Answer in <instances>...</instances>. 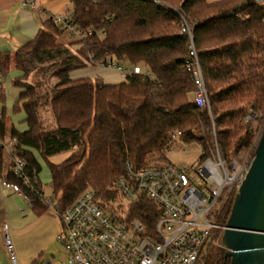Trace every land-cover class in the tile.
Segmentation results:
<instances>
[{
    "label": "trees",
    "instance_id": "obj_1",
    "mask_svg": "<svg viewBox=\"0 0 264 264\" xmlns=\"http://www.w3.org/2000/svg\"><path fill=\"white\" fill-rule=\"evenodd\" d=\"M69 1L72 23L93 35L70 43L68 49L59 42L64 30L49 18L32 41L0 57L3 78L13 70L19 74L13 81L19 90L13 110L24 114L27 127L24 132L11 127L3 110L0 138L10 134L19 140L29 184L12 173L11 161L5 173L1 145L0 180L17 184L35 215L45 214L49 207L41 197L40 157L61 210L94 188L114 221L139 222L152 235L159 208L142 198L121 211L115 204L124 200L115 184L126 174V162L136 170L169 163L166 154L178 132L181 143L201 146L200 161L210 156L216 143L230 161L255 147L254 125H245L244 117L262 114L258 121L264 123V6L254 0H160L159 6L144 0ZM187 28L190 33L183 32ZM192 45L211 111L189 99L196 89L186 69ZM91 57L126 68L138 66L143 74L115 85L72 78L74 71L89 66ZM53 72L57 82L44 90ZM33 74L42 79L27 83ZM44 108L55 127L45 126ZM63 153L70 156L61 164L49 161ZM232 205L231 200L218 218L223 226ZM200 262L232 264L218 246Z\"/></svg>",
    "mask_w": 264,
    "mask_h": 264
},
{
    "label": "built area",
    "instance_id": "obj_2",
    "mask_svg": "<svg viewBox=\"0 0 264 264\" xmlns=\"http://www.w3.org/2000/svg\"><path fill=\"white\" fill-rule=\"evenodd\" d=\"M144 1L156 6L162 4L160 0ZM254 2L264 6V0ZM19 3L23 8L45 13L37 0H19ZM48 16L69 32L73 41L94 34L74 25L69 13H49ZM183 32L190 33V30L187 28ZM89 67L115 70L124 81L143 74L138 66L126 68L112 62H97L92 57ZM186 69L192 74L196 87L192 101L200 108L211 111L205 78L193 45ZM258 119V114L247 113L244 124L254 123ZM180 136L178 132L173 138L179 139ZM0 145L12 163V173L29 184L28 163L20 156L19 140L8 135L0 138ZM254 156L255 151L245 158L227 161L216 143L210 156L194 166H178L170 162L136 170L131 162H126V174L116 182L115 190L126 206L147 198L159 208L161 216L152 235H148L147 228L139 222L127 224L114 221L93 188L87 189L64 210L60 209L56 199L45 193L41 197L46 200L49 210L56 212L61 220L62 230L56 240L63 246L69 264H199L213 247L218 246L217 235L225 229L218 218L229 202L234 200L235 193L249 173ZM0 188L11 195H23L28 206L32 207L30 199L17 184L3 178ZM1 232L3 248L9 253L11 263L20 264L7 221L1 224ZM32 264L53 262L37 260Z\"/></svg>",
    "mask_w": 264,
    "mask_h": 264
},
{
    "label": "crops",
    "instance_id": "obj_3",
    "mask_svg": "<svg viewBox=\"0 0 264 264\" xmlns=\"http://www.w3.org/2000/svg\"><path fill=\"white\" fill-rule=\"evenodd\" d=\"M208 1L210 3H214L220 0ZM37 2L41 5L43 9H45V13L39 14L28 8H23L21 7L19 0H0V57L3 53H10L13 55L21 47L32 41L39 32V30L43 27V24L49 19V13H72L70 10L71 4L69 0H37ZM68 41H70V43L74 42L71 39V36L70 40ZM66 48L70 49V46ZM72 51L74 50L72 49ZM18 76L19 74L15 70H13L8 77H2L0 102L7 104L9 103L10 105V102H8L9 99L13 100L14 103L17 101L19 96V90L16 88H12V83L14 79ZM71 77L74 79L91 78L105 85H115L124 81L121 75L115 70L89 66L85 69L74 71L71 74ZM4 79L7 81L5 82ZM7 91L9 92L8 94H12L9 96L13 97V99L7 95ZM189 99L192 101V94L189 95ZM10 126L17 129L11 120ZM26 129L27 127L21 130V132H24ZM39 180L41 182L40 175ZM43 191L46 194L44 186ZM2 193L3 192L0 188V197L1 195H3ZM29 207L31 208L30 216H25V218L21 221V223L16 229H11L9 219L6 220L0 217V227L4 221H7L10 227L11 235L14 236L13 240H15L14 242L15 246L17 247V250L19 249L21 243L30 241L32 237L36 235L40 237L39 245L36 247L34 252L29 254L31 256H29V259L27 261H22V264H32L34 261L39 260L40 254L42 252H45L50 247L52 242L57 241V236L61 232V228L56 223L53 216L50 215V210L41 216H37L33 212L32 207ZM24 215H26L25 212ZM0 248L2 250L4 249L2 232L0 233Z\"/></svg>",
    "mask_w": 264,
    "mask_h": 264
},
{
    "label": "rangeland",
    "instance_id": "obj_4",
    "mask_svg": "<svg viewBox=\"0 0 264 264\" xmlns=\"http://www.w3.org/2000/svg\"><path fill=\"white\" fill-rule=\"evenodd\" d=\"M71 12H72V6H71ZM70 35L67 33V31L63 32V34L60 35L59 37V42L66 46H70ZM109 64L111 61H107ZM49 65H44L43 68H47ZM57 71V70H56ZM54 71V72H56ZM54 72L51 73L46 77V86L43 87L45 90L46 88L53 87L55 83L57 82L56 78L54 77ZM42 79L41 75H31V77L27 80V83L29 84H36ZM5 80V79H4ZM7 80H5L6 82ZM12 88L15 89L14 84L12 83ZM13 89V90H14ZM42 91L44 92V90ZM9 92L7 91V95H12L8 94ZM10 97V96H9ZM13 99V97H10ZM10 105L9 103H2L0 102V114H2L3 110L6 111V114L8 118L12 121L14 126L17 128L18 131L23 130L26 125L24 123V114L19 113L16 114L14 113L13 110V105L14 101L10 100ZM259 119L262 117V114H258ZM41 116L44 121V124L47 128H53L55 127V122L53 117L51 116V113L48 108H44L41 111ZM258 119V120H259ZM256 121L254 123H250L254 125V131L256 132V145L262 135L263 128H264V123H260V121ZM248 125V124H245ZM9 135V134H8ZM256 145L253 149H250L249 151L240 154L237 158H245L248 154L252 153L255 151ZM202 153V148L198 144H184L179 141V139L175 140V144L171 148V152L167 153V158L169 163H173L178 166H194L200 161V156ZM70 156V153H63L60 155H57L55 157H52L49 159V161L53 164L59 165L62 162H64L68 157ZM5 167H7V171L9 170L10 163H9V157L5 154ZM42 171L40 173V178L41 182L44 186V190L46 191V194L48 197L55 198L52 194L51 190V176L49 173L48 166L45 161H43L40 157H38ZM227 161H230L227 159ZM6 173V172H5ZM94 189V188H93ZM3 192V191H2ZM1 195V205H0V217L3 219H9V224L11 226V229H16L18 225L21 223V221L25 218V216H30V210L31 208L28 206L26 199L24 198L23 195H11L7 191L2 193ZM115 206H122L121 211L123 208H126V205L124 203H116ZM24 212L26 215H24ZM50 215L53 216L54 220L56 223L59 225V227L62 230V223L61 220L56 212L53 210L49 211ZM1 233V232H0ZM13 236V235H12ZM14 238V236H13ZM15 241V240H14ZM40 243V237L39 236H34L30 241L21 243L19 246V249L16 251L17 254L20 258V264H22V261H27L29 259V254L34 252L36 247ZM40 262H48L52 261L53 264H69L68 256L64 251L63 246L57 242L54 241L51 243L50 247L45 251L40 254L39 257ZM201 263V262H200ZM0 264H12L10 261V255L8 252H5V250L0 248Z\"/></svg>",
    "mask_w": 264,
    "mask_h": 264
},
{
    "label": "water",
    "instance_id": "obj_5",
    "mask_svg": "<svg viewBox=\"0 0 264 264\" xmlns=\"http://www.w3.org/2000/svg\"><path fill=\"white\" fill-rule=\"evenodd\" d=\"M217 243L232 264H264V128Z\"/></svg>",
    "mask_w": 264,
    "mask_h": 264
}]
</instances>
